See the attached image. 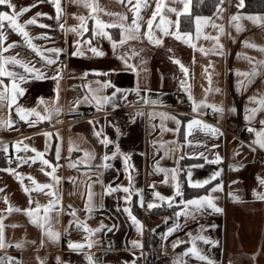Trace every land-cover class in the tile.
<instances>
[{"label":"crops","instance_id":"1","mask_svg":"<svg viewBox=\"0 0 264 264\" xmlns=\"http://www.w3.org/2000/svg\"><path fill=\"white\" fill-rule=\"evenodd\" d=\"M88 2L99 10L91 12L84 6L83 0L80 3L61 0L62 15L58 22L55 8L47 0L40 3H36V0H13L17 8L35 4V7L19 18L21 23L37 12L48 14L37 17L38 23L27 25L26 30L33 37H39L42 33L49 37L47 40L33 39L34 44L42 48L63 49L59 57L48 54L51 58L58 59L63 72L59 81L58 98L54 91L57 83L53 79H29L20 84L25 88V93L17 97V105L24 109H35L41 116H49V119L41 120L34 113L27 112L24 113L26 119H21L17 114V105L9 108L7 98L0 100V121L5 122L0 125V152L4 156V160L0 159V189H3V192H0V214L4 216L2 222L6 226V243L14 245L17 241L25 242L22 248L12 246L0 249V256H13L22 261V264H58L57 257L60 258V264H89L86 259L88 255L93 257L94 264H141L137 258L143 255L144 215L149 209L147 205L149 202L168 204L153 198L143 202L141 206L142 193L152 189L164 196H173L172 173L157 172L156 168L160 167L177 170V182L181 192L188 186L189 171L193 180H204L214 172H220L216 180L205 185L209 188L199 196H213L214 202L222 212L205 208L196 212V218L193 220L191 216L176 217L175 213L181 210L180 205L169 218L154 220L155 223L170 220L164 233L174 224L180 225L167 239L163 238L161 244V250L171 255L173 264H204L191 254L184 255L185 250L192 246L188 233L193 236L202 235L217 242L212 244L202 240L195 241L201 253L213 259L216 264H264V200L253 195L254 189L256 192H264V186H261L257 179L258 176L264 177V161L255 162L251 147L231 136H224L215 125L200 118L212 108L202 106L194 112L188 93L181 88V81L184 80L195 101L204 100L209 105H219L224 109L223 112L210 115L216 124L226 120L237 124L241 131H247L249 127H255L259 131V119H264V111L257 112L252 121H246L244 117L246 107L257 106L254 101H249V97L255 95L259 98L264 94V72L256 65L257 61L264 60V51L260 50V47H264V11L244 12L242 7H237L241 0H222L219 8L216 7L210 15L194 17V28L189 33L179 29V17L190 11L191 0H160L162 7L153 18L151 29L152 36L162 40L160 45H156L151 43L144 33L149 30L147 21L156 11L157 0H141L142 6L138 13L140 19L137 21L140 25L139 32L129 31L137 0ZM68 3L73 4L72 9H66ZM185 4L188 5L187 12L184 11ZM171 8H175L179 15L169 11ZM0 11L11 12L4 6H0ZM78 16L87 18L85 26L88 31L84 32L83 36L68 30L80 25L81 22L76 18ZM91 16L106 25L123 24V29L108 27L105 31L117 42L121 40L123 31L124 43H117L114 49L112 42L106 37L93 36L91 29L94 20ZM233 16L239 19L232 20ZM249 16L257 19H248ZM197 17H201V20L198 21ZM4 23L7 37L5 46L16 42V47L9 49L4 55L19 54L18 58L30 61L43 71L40 57L24 44L20 35L7 26V21ZM237 23L240 25L239 31L236 28ZM40 24L50 27L42 28ZM60 24L65 26L64 30H61ZM213 25L222 26V31L220 27ZM163 29H167L169 34H165ZM186 33L187 36L184 35ZM177 35L182 38L177 39ZM74 41H80V44L76 45ZM86 41H90V44L85 43ZM245 42L258 47H249ZM90 46L96 47L104 55H94ZM76 51L84 54L73 56L72 53ZM121 56L128 64L133 65L136 71L126 67L120 59ZM174 59L179 60L188 70L187 76L180 65L173 62ZM254 65L260 74L250 81L247 77L237 74L238 71L251 72ZM6 67L25 75L24 69L19 65L8 64ZM86 72L87 76L84 75ZM45 74H53L51 67ZM0 79L10 87V78ZM105 80L110 81L116 88L129 91L126 94L117 93L112 97L115 88H104ZM239 81L244 84H239ZM132 89L137 91H131ZM0 91H3L2 86ZM175 91L185 95L189 110L193 114L175 112L168 108ZM85 95L112 98L109 103H102L99 110L95 100L91 104H80L77 108L90 109L94 117L61 126L63 111L72 109L73 102ZM5 96H10V92L5 93ZM38 97H42L45 103L37 104ZM113 103L116 107H112ZM125 106L132 107L133 122L127 128H116L108 112ZM233 107L236 111H229ZM54 108L60 111H53ZM193 118L217 128L222 135L213 136L199 126H193L186 138L185 126L188 120ZM89 120H96L98 123L93 126L88 123ZM176 120L181 121L179 131H176ZM93 127L97 131L103 128V135H107L114 143L105 148L93 135ZM44 133L51 135L46 137ZM254 139L255 133H252L251 141ZM57 143L60 144L58 161ZM25 144L29 146L28 149L24 148ZM115 145H119L122 153L128 154L127 173L124 159L120 155L108 161L101 159L106 152L111 156ZM212 145L217 147L213 148ZM5 147L7 152L4 151ZM32 148L43 152L44 158L53 165H59L55 169V175L60 177L59 183L52 181L51 177L45 174L53 170L51 167L42 165L40 160L33 162L28 159L35 156ZM261 150L264 152V149ZM85 152L90 155L85 157ZM197 153H204L208 160L215 159L218 153L222 159L219 164L207 163L202 157L195 155ZM12 157L27 161L21 163L16 171L23 174V184L30 189L28 193L24 192L21 182L14 175L3 171L8 168ZM104 163L110 164L111 167H102ZM194 165L203 166L192 167ZM41 167H44V172L40 171ZM29 175L40 184L50 183L53 187L36 190L28 179ZM166 175L169 182L162 183ZM64 184H67L68 188H64ZM117 184L130 188V201L124 199L127 194L121 190L104 193L105 187H115ZM216 184H221L222 190L210 191ZM89 186L92 192L91 212L85 210V203L89 202ZM49 192L55 193L59 203H53L45 213L44 206L54 200ZM3 196L8 197L9 204L14 208L30 207L36 210L34 215L38 220L47 215L48 222L44 231L50 229L59 233V239L53 241L46 234H42V229L31 223L30 217L23 211L7 212L8 205L4 203ZM38 204L40 207L37 209ZM133 206L140 210L141 218ZM125 207H129L132 215L140 221L142 231H137V226L124 211ZM72 209L76 210L75 216L71 214ZM77 221H80L81 225L87 224L89 228L99 230L88 234L82 226H78ZM13 224L18 227L9 226ZM42 239L44 242L41 245ZM63 239L66 240L65 248L61 245ZM176 240L184 243L174 248L172 244ZM33 241L35 243H32ZM89 241L92 242L90 248L87 246ZM133 241H139L142 247L133 246ZM69 242L80 243L84 247L80 250L70 249Z\"/></svg>","mask_w":264,"mask_h":264},{"label":"snow or ice","instance_id":"2","mask_svg":"<svg viewBox=\"0 0 264 264\" xmlns=\"http://www.w3.org/2000/svg\"><path fill=\"white\" fill-rule=\"evenodd\" d=\"M43 2V0H36V3H40ZM47 2L52 3L55 11H56V19L59 22L61 15H62V5H61V0H47ZM71 3H80L81 0H70ZM84 6L89 8L91 12H96L99 9L97 7H94L93 4L89 3L88 0H83ZM0 6H4L7 9H10L11 12L9 11H0V77H8L11 80V85L10 87L8 85L4 84V80L0 79V86L3 87V91H0V100H3L5 98L8 99V107L11 108L13 105H17V97L18 96H23L25 93V88L21 87L20 84L21 82H24L26 80L29 79H53L56 81L57 83V88L54 90L57 93V98L59 96V81L62 78V72H63V68L62 66L58 63V59H53L51 58L50 55L48 54H55L56 57H59V55L63 52V49L61 48H56V47H51V48H42L41 46H38L37 44L33 43V39H49V37L47 36L46 33H42L39 37H33L29 34V32L26 30V26L27 25H36L38 23L37 17L40 16H47V13H41V12H37L35 13V15L33 17H30L27 20H24L23 23L20 22V17L28 12L30 10V8L35 7V4H30L27 6H21L19 8H17V5L15 3H13V0H0ZM142 6L141 0H137L136 5L134 6V18L132 20V24L129 28V31H135V32H139L140 30V25L137 22L140 17L138 15L139 10ZM162 5L160 3V0H157V4H156V11H154L152 13V18H149L147 23L149 26V30L147 32L144 33L145 36H147L148 40L156 45H160L162 43L161 39H157L154 38L151 34V29H152V25H153V18L156 17L157 13L160 11ZM219 8V5L217 6ZM237 7H243V0H241L240 4L237 5ZM188 10V5L185 4L184 6V11L187 12ZM169 11L171 12H177V10L175 8H171L169 9ZM109 15H115L114 13H109ZM177 15H179V13L177 12ZM81 23L79 26H73L71 28H69V31L75 32L80 36H83L84 32L88 31V28L85 26L86 25V17L85 16H78L76 17ZM91 19L94 20V25L91 29L92 31V35L96 36V35H102L104 37H106L107 39H109L112 44H113V48L115 49L116 44L120 43L123 44L124 43V34L123 31L121 33V40L119 42L112 40L111 35L105 31V28L108 27H120L121 29L124 28V25H106L104 24L102 21L96 19L95 16H91ZM207 19V18H205ZM232 20H238L239 17L237 16H233L231 17ZM248 19H257L256 17H252L249 16ZM197 20H201V17H197ZM5 21H7V26L9 28H11L14 32H16L18 35H20L23 38V42L24 44L32 50V52H34L37 56L40 57L42 63V68L44 69L43 71L40 68H36L34 65L31 64L30 61H26L24 59H20L18 58L19 54L16 55H4V53H6L9 49H12L14 47H16V42L13 41L12 43L7 44V46H5L4 41L7 39L6 34H5ZM161 21L163 22V17H161ZM42 28H48L50 27V25H46V24H40L39 25ZM61 30H64V25L60 24L59 25ZM214 27H220L221 31H222V26H217V25H213ZM237 31L240 30V25L237 23L236 25ZM198 30H199V26H198ZM165 34H169L167 29H163ZM173 35H175L173 33ZM185 36H187L188 34H184ZM131 38V37H129ZM177 39H181L182 37L177 35L176 36ZM85 43H89L90 41H86ZM247 46L249 47H258L255 44H248L247 42H245ZM74 44L79 45L80 41H74ZM261 51H264V47H260ZM90 51L96 55V56H103L104 53L102 51H100L99 49H97L94 46H90ZM201 51H204L203 49H201ZM83 52L80 51H76L73 52L72 55L73 56H77V55H83ZM121 60L124 61L126 67H128L129 69H131L132 71H136V68L133 65H130L127 63V60H125V58L123 56L120 57ZM251 60V58H249ZM174 63L179 64L181 70L185 73V75L187 76L188 70L184 67L183 64L180 63L179 60H173ZM8 64H12V65H19L21 68L24 69V73L25 75H21L20 73H17L15 71H11L9 70L6 65ZM256 65L260 66V70L261 72H264V60L262 61H257ZM254 65L252 67L251 72H245V73H240L238 71V75L247 77L249 79V81L251 80V78L255 77L256 75L260 74L257 71V66ZM49 67H51L52 69V75L48 76L45 73L49 70ZM97 75H110V73H95ZM85 76L88 75V73H84ZM239 84L243 85L244 82L243 81H239ZM103 87L107 88V87H113L115 88V91L112 92V97H115L117 95V93H124L126 94L129 90H125V89H120V88H116L115 85H112L110 81L105 80L103 81ZM181 88L188 93V99L192 101V107H193V111L197 112V110L200 107H210L213 109L214 112H223L224 109L219 106V105H209L207 104L204 100H201L199 102L195 101L191 95L190 92V88L188 86H186V81L182 80L181 81ZM131 91H137L136 89H132ZM207 91V90H206ZM216 91H219V89H216ZM10 92V96H5V93H9ZM112 97L109 96H103L100 98H97L95 95L89 97L87 95H85L83 98H78L76 99L73 104H72V110H75L80 104L82 103H88L91 104L93 100H95L96 102V106L99 110L100 106L103 104H107L109 103V101L111 100ZM249 101H254L256 103V107L253 108H245V120L246 121H252L253 119L256 118V114L257 112H261L264 111V94H262L261 96H259V98L257 96H250L249 97ZM45 103L44 99L42 97H38L37 98V104H42ZM112 107H116V104L113 103ZM46 111H48L46 109ZM53 111L59 112L60 110L58 108H54ZM229 111L231 112H235L236 109L230 108ZM34 113L36 116H38L41 120H46L49 119V116L45 115V116H41L39 112H36L35 109H24L21 108L17 105V114L20 115L21 119H26V116L24 115V113ZM172 119H175V117H172ZM5 122L4 121H0V125H3ZM8 123L10 124L11 121L9 120ZM32 123V122H30ZM89 124H92L93 126L98 123V121L96 120H89L88 121ZM176 124H177V129L176 131H179L181 128V121L180 120H176ZM259 124L261 125L259 131H257V129L255 127H249L248 131L250 133H255V139L252 141V144L259 147L260 149H264V119H259ZM193 126H199L202 130H204L205 132H210L213 136L216 135H222V133L219 132V130L217 128L212 127L211 125H208L206 123H204V121L199 120V119H190L187 122V125L185 126L186 131H185V137L187 138L188 134H189V130H191L193 128ZM117 132L119 133V130H117ZM43 135H45L46 137L50 136V133H44ZM93 135L96 136L99 139V142L101 144L104 145L105 148H107L110 144H113L114 142L112 140L109 139V137L107 135H103V128H101L99 131H97L95 129V127H93ZM57 139H59L58 134H57ZM20 143V142H17ZM28 145L25 144L24 148L28 149ZM48 144L46 141V150H47ZM213 148H216L217 145H212ZM32 152L35 153V156L33 157H29L28 159L32 160L33 162H35L36 160H40L41 164L44 166H48L51 167L53 170L51 172H46L45 174L50 176L52 181H55L57 183H59L60 177H58L57 175H55V169L59 166L58 164L53 165L48 159L44 158V153L38 151L35 148L31 149ZM252 151L256 150V147H252L251 148ZM4 151L7 152V147L4 148ZM72 151V146L71 144L69 145V152L71 153ZM56 155H57V161L60 159V144L57 143L56 144ZM85 157H88L90 154L88 152H85ZM117 155H120L123 159H124V163H125V172H128V154L126 153H122L120 151L119 145H115V151L111 152V156L108 155V153L106 152L104 154V156L101 158L103 161H108L113 157H116ZM195 155H198L200 157H202L207 163H215V164H219L221 161V157L219 156V154L217 153L215 156V159L213 160H208V157L204 155V153H197ZM18 159V164L17 167H19L20 163H26L27 161L23 158H17ZM9 163H11V161L9 160ZM75 165H70V167H74ZM104 168H108L111 167L110 164L108 163H104L101 165ZM203 165H194L192 167H202ZM231 167V166H230ZM3 171L8 172L12 175H14L20 182H21V187L23 188L25 193H28L30 191V189L28 187H25L23 184V174L17 172L15 169L8 167V168H4ZM41 172H44L45 169L44 167L40 168ZM157 172H164V173H168L171 172L172 176H171V180H172V187H173V196H164L162 195L160 192L158 191H153L152 195L155 199L161 201V202H167L168 206L171 207L174 203V197L179 196L182 197L183 193L180 191V184L177 182V170L176 169H165V168H160L157 167L156 168ZM188 186L190 188H203L205 185L209 184L210 181H214L216 180V178L220 175L219 171L214 172L211 176H209L207 179L204 180H193L192 179V173L191 171L188 172ZM28 179L31 181V183L35 186L36 190H43V189H51L53 187L52 184H40L38 183L34 177L32 176H28ZM69 179L71 180V177H69ZM259 183L261 186H264V177H257ZM129 181L131 183V177H129ZM168 177L167 175L165 176L164 181H162V183H168ZM149 187H152V185H149ZM117 190H121L124 193H126L127 195L124 197V199L126 201H130L131 200V191L129 187H123L122 185L117 184L115 187L112 186H108L104 188V193L105 194H109L111 192H115ZM217 190H222V186L221 184H216L214 188H212L210 191H217ZM0 192H3V189H0ZM49 195H52L54 197L53 201H49V204L44 206V210L45 213L48 212L49 208L52 206L53 203L58 204L59 203V199L58 197H56L54 192H49ZM137 194H139V190H137ZM231 195V194H230ZM253 195L256 196L257 199L260 200H264V192H256V190H253ZM91 196H92V192L89 186V202L85 203V210L87 212H91L92 209V205L90 203L91 200ZM214 197L211 195H204V196H197V197H193L192 199H188V200H184L181 199L180 200V204L182 205L181 210L176 212L175 215L176 217H180L181 215H183L185 218H187L188 216H191L192 219L194 220L196 218L195 213L196 212H200L201 210L205 209V208H209L214 212H222V209L219 208L217 206V204L214 202ZM238 199V198H237ZM3 201L6 205H8L6 211L11 213L13 211L15 212H21L23 211L26 215H28L30 217V222L33 224H36L39 228L42 229V234H46L48 236L49 239L55 241L59 239V233L53 232L50 229L45 230V225L48 222V217L47 215H45L44 217H41L39 220L35 218V211L32 208H26V209H20V208H14L11 204H9V200L7 196H3ZM141 206H143V197L141 196ZM29 203L31 204V199H29ZM148 208L151 209L153 207H159L160 205L155 204L153 202H149L148 203ZM40 207V205H37V209ZM69 208H71V205H69ZM124 211L128 214L129 218L132 220L133 224H135L137 226V231H142V225L140 224V221L134 216L132 215V211L129 207H125ZM75 209H72V215L75 216ZM3 219L4 216L2 214H0V249L2 248H6V247H12L15 246L16 248H22L24 246V241H17L15 242V244H11V243H6L5 241V225L3 224ZM71 223V222H70ZM78 226H82L84 231L88 234H92L96 231H98L99 229H93V228H89V226L87 224H82L80 221H77ZM10 227H18V225H9ZM101 227H103V224H101ZM180 225L174 224L173 227H170L167 229V232L163 233L162 236L164 239H167V237L174 232L177 228H179ZM202 227L200 229V231H202ZM190 237L189 243H191V247L187 248L185 250L184 255H188L191 254L193 256H195L198 260L204 262V264H216V262L213 259H210L207 255L202 254L201 251L196 247L195 241L196 240H202L205 243H212L215 244L217 243L216 241H212L207 237H204L202 235H196L193 236L192 233H188L187 234ZM43 239L41 240V245L43 244ZM32 243H35V241H33ZM133 246H138V247H142V245L140 244L139 241H133ZM184 243V241L181 240H176L173 242L172 247H176L178 244ZM89 248L92 247V242L89 241L88 245ZM68 247L70 249H74V250H80L84 247L83 244L80 243H76V242H69ZM39 259V258H38ZM86 259L88 260L89 264H94V260L93 257L91 255L86 256ZM57 261L58 264H60V258L57 257ZM0 264H22V261L17 260L15 257L13 256H0ZM177 264H179V262H177Z\"/></svg>","mask_w":264,"mask_h":264},{"label":"trees","instance_id":"3","mask_svg":"<svg viewBox=\"0 0 264 264\" xmlns=\"http://www.w3.org/2000/svg\"><path fill=\"white\" fill-rule=\"evenodd\" d=\"M222 0H191L190 11L179 17V29L183 32H192L194 28V17L210 15ZM244 12H262L264 11V0H244L241 9ZM0 159L4 160L2 152ZM209 186L203 188H190L185 186L182 190L183 196L176 197V203L171 207L168 204H162L159 207L148 209L144 215L143 231V255L137 258L141 264H173L171 255L161 250L163 240L162 234L170 223V220L155 223L154 220L161 217L169 218L175 209L180 206V200H188L205 193ZM178 202V203H177ZM136 206H133L136 214L141 218V212Z\"/></svg>","mask_w":264,"mask_h":264},{"label":"built area","instance_id":"4","mask_svg":"<svg viewBox=\"0 0 264 264\" xmlns=\"http://www.w3.org/2000/svg\"><path fill=\"white\" fill-rule=\"evenodd\" d=\"M73 4L68 3L66 5V9H72ZM170 110H173L175 112H180L184 114H193L189 110V104L186 100L185 95L182 92L175 91L172 93L171 96V105L168 107ZM214 111L213 109L208 110L207 114L204 116H200L203 120L206 122L215 125L224 136H231L238 140L239 142L249 146V147H256V150L253 152V160L258 163H262L264 161V152L258 148L257 146L252 144V133L247 131H241L237 124L228 122L226 120H223L221 124H216L210 117V115H213ZM108 115L112 120L114 121V126L116 128H127L132 122H133V113H132V107L125 106L120 107L114 110H111L108 112ZM94 117V114L90 109L85 108H76L75 110L72 109H65L62 114V120H61V126H66L69 124H74L89 118ZM18 157H12L11 163L8 167H11L13 169H17L18 164ZM21 164V163H20ZM19 164V166H20ZM64 188H68L67 184H64ZM153 190L148 189L143 191L142 197L143 202L151 201L154 197L152 195ZM62 248L66 247V240H62L61 242ZM226 264V263H223Z\"/></svg>","mask_w":264,"mask_h":264}]
</instances>
